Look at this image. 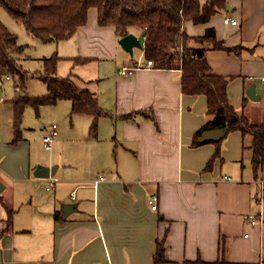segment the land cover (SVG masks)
<instances>
[{"label":"crops","instance_id":"obj_1","mask_svg":"<svg viewBox=\"0 0 264 264\" xmlns=\"http://www.w3.org/2000/svg\"><path fill=\"white\" fill-rule=\"evenodd\" d=\"M207 1L199 0L201 5ZM225 18L238 25L225 24ZM183 28L190 37L213 28L226 47H244L239 52L211 49L206 58L214 73L230 78L228 98L237 113L251 124H264V0H226L208 22L187 21ZM139 29L130 33L143 43ZM119 39L113 27L98 23L97 10L91 9L87 23L66 39L70 54L59 46L60 57L73 64L69 74L74 68L75 82L93 92L108 115L79 141L88 149L73 150L75 163L53 154L38 158L43 166H58L55 176L45 180L46 190L55 191L52 199L26 196V185L37 181L23 134L11 152L0 146L3 191L13 185L20 188L11 189V195L25 192L17 204L0 197L14 210L12 226L3 232L7 210L4 203L0 207L2 264H154L157 242L165 248L162 264H195L198 258L264 264V166L258 173L253 168L252 136L226 134L220 140L221 157L205 170L219 142L192 145L207 120L206 97L184 94L178 69L139 67L128 76L119 74L122 67L138 63ZM75 58L90 60L82 64ZM252 84L261 95L258 101L246 94ZM7 122L13 125V117ZM57 136L56 145L66 138L64 129ZM14 151L17 158L10 166ZM68 167L78 170L71 175ZM153 192L159 195L156 211L148 204ZM67 198L76 209L65 217ZM57 212L63 220H55Z\"/></svg>","mask_w":264,"mask_h":264},{"label":"trees","instance_id":"obj_2","mask_svg":"<svg viewBox=\"0 0 264 264\" xmlns=\"http://www.w3.org/2000/svg\"><path fill=\"white\" fill-rule=\"evenodd\" d=\"M226 0H208L201 5L199 0H0V8L5 9L26 30L44 43L66 40L87 23L89 11L96 9L98 23L111 26L117 37L130 33L131 28L143 30V52L145 60H151L155 68L178 69L182 72V92L186 95H203L207 99V120L193 137V146H200V136L204 131L224 129L227 134L240 132L251 135L253 140L252 165L256 173L264 166V124H251L246 116L237 113L228 98L230 78L213 72L206 53L211 49L239 52L244 47H226L219 40L213 28H208L201 37H190L184 33V24L208 22L224 7ZM143 39V38H142ZM24 52L17 37L0 20V69L10 75L15 88L22 90L31 78L41 80L47 86V93L41 96L18 95L13 99L12 144L22 139L20 125L27 106L36 112L42 106L56 105L59 101L72 103L71 114L93 117L91 130H96L98 119L107 116L93 92L80 87L75 82L74 73L60 77L57 73L61 57L42 58L41 69L29 70L19 62L17 54ZM75 63H87L90 59L75 58ZM246 100V99H245ZM146 114V113H142ZM130 115H127L128 117ZM213 157L206 165L212 169L213 162L221 157L220 141ZM6 207V206H5ZM8 231L13 223L14 210L6 207ZM61 221V213L55 214ZM154 264L165 261V248L157 242ZM195 264H223L216 260L207 262L200 258Z\"/></svg>","mask_w":264,"mask_h":264},{"label":"rangeland","instance_id":"obj_3","mask_svg":"<svg viewBox=\"0 0 264 264\" xmlns=\"http://www.w3.org/2000/svg\"><path fill=\"white\" fill-rule=\"evenodd\" d=\"M0 20L6 25L8 30L17 37V41L19 45L24 46V52L22 54H17L19 62H21L25 68L29 70H38L41 69V60L42 58H51L55 54L60 56V52H64V54H70L69 48V40H61V41H52L49 43L42 42L39 38L35 37L33 34L29 33L24 25L18 21H16L5 9L0 8ZM138 34H140L141 30H136ZM62 51H61V48ZM130 59L135 60L138 63H142L145 61L144 56L141 54V49L136 48L132 57ZM73 64L68 57H61L58 62V75L60 77H67ZM73 73L75 70L73 68ZM76 74V73H75ZM0 75L6 77V73L3 69H0ZM77 75H74V77ZM47 93V86L37 78H31L26 83V88L22 90H17L14 85L13 80H5L4 86L0 88V146H8L11 152V149L15 145L11 144L14 138L15 131L12 125L8 124V117H13V99L18 95H30V96H41ZM69 101L63 100L56 105L50 106L45 105L42 106L39 110V113L36 112L35 108L32 106H27L25 108L22 122L20 125V130L23 136L26 138L28 143L31 146V168H36L38 165L42 163H38V158L42 160V157H48L49 155H54L63 162L75 163V148L81 147L85 151L88 149V144H81L83 138H86L90 132L89 129L92 124V118L90 116H84L82 114L72 115L70 113ZM90 120V121H89ZM89 123L87 124V122ZM58 125L59 129L58 133H61V130L64 129V137H66L62 142L56 145V139L51 143V149L47 148L43 143L44 134L49 130V127L52 124ZM99 130V129H98ZM50 134V133H49ZM47 134V135H49ZM104 135V134H103ZM58 137V136H57ZM78 140V141H77ZM10 142V143H8ZM10 145V146H9ZM12 146V147H11ZM82 150V151H83ZM17 152L14 151L10 155L9 165L14 166V160L17 158ZM83 154V153H82ZM66 163V164H68ZM76 168H67V171L73 175V171H77ZM32 178L33 176V171ZM2 176V174H1ZM37 181L34 184H27L26 188V196L34 195L40 197L42 199H52L53 195H55V191L51 190L48 192L46 187L48 183L43 178H35ZM4 184V183H3ZM7 188L5 191L0 193V197L9 198L11 197L16 204L25 197V192L21 190L20 194L17 195L14 193L11 195V189L20 188V186L6 185ZM70 192V191H68ZM2 195V196H1ZM80 198V197H79ZM75 201V200H74ZM67 203H74L71 198H67ZM6 204L12 207L11 202L7 199V203L4 202V199H0V207L2 209V205ZM89 206V202L86 204ZM16 207V205H14ZM6 208V207H5ZM13 208V207H12ZM4 211L0 210V215ZM6 214V213H5ZM78 214H74L76 216ZM5 218V217H3Z\"/></svg>","mask_w":264,"mask_h":264},{"label":"water","instance_id":"obj_4","mask_svg":"<svg viewBox=\"0 0 264 264\" xmlns=\"http://www.w3.org/2000/svg\"><path fill=\"white\" fill-rule=\"evenodd\" d=\"M119 44L121 48L129 53L130 55H133L134 49H143V45L141 41L138 39V37L132 33H129L119 39ZM246 94L249 99L252 101H258L261 98V95H259L256 91V86L255 84H252L246 91ZM227 132L224 129H214V130H207L202 133V136L200 138V143L204 142H218L221 139H223L226 136ZM58 166H43V165H38L34 172L33 175L36 178H43L47 179L50 177L55 176L56 171H57ZM4 185L0 181V193L3 191ZM76 209L75 205L72 204H65L63 206V214L65 217L70 215L74 210ZM0 264H2V255L0 252Z\"/></svg>","mask_w":264,"mask_h":264},{"label":"built area","instance_id":"obj_5","mask_svg":"<svg viewBox=\"0 0 264 264\" xmlns=\"http://www.w3.org/2000/svg\"><path fill=\"white\" fill-rule=\"evenodd\" d=\"M224 23L225 24H230V25H233V26H236L238 25V21L237 20H234V19H231V18H225L224 19ZM146 37H143L142 39V42L145 40ZM143 46H144V43H142ZM139 67H146V68H154V63L151 61V60H146L145 63H137L133 68L131 67H128V66H124L120 69L119 71V74H121L122 76H128L131 74V72L134 70V69H137ZM10 80L11 79V76L10 75H7L6 77H3L2 75H0V88H2L4 86V81L5 80ZM58 135V131H57V125L54 124L52 125V130L50 132L49 135H46L44 138H43V143L44 145L47 147V148H50L51 146V143L55 140V138L57 137ZM227 180H230L229 177H225ZM103 179V177L101 178ZM100 179V180H101ZM56 181L53 180L50 182V185L49 187L47 188L48 190H50L51 188H53V185ZM261 184V187L263 189V183H260ZM262 191V190H261ZM264 192V189L263 191ZM158 203H159V195L157 192H153L149 195L148 197V204L151 206V209L153 211H156L157 208H158ZM257 223L256 220H252L251 221V224L252 225H255ZM247 236V235H246Z\"/></svg>","mask_w":264,"mask_h":264}]
</instances>
